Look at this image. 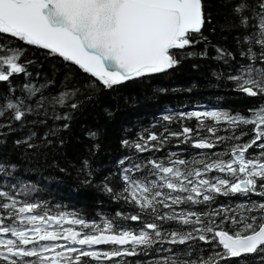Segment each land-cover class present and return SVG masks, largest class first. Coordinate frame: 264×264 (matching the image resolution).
<instances>
[{"label":"snow or ice","instance_id":"1","mask_svg":"<svg viewBox=\"0 0 264 264\" xmlns=\"http://www.w3.org/2000/svg\"><path fill=\"white\" fill-rule=\"evenodd\" d=\"M185 63L223 95L125 130L98 172L81 120ZM28 169L117 210L51 204ZM0 264H264V0H0Z\"/></svg>","mask_w":264,"mask_h":264},{"label":"trees","instance_id":"2","mask_svg":"<svg viewBox=\"0 0 264 264\" xmlns=\"http://www.w3.org/2000/svg\"><path fill=\"white\" fill-rule=\"evenodd\" d=\"M205 66L211 62H204ZM203 76L193 72L188 63L183 68L156 74L149 78L126 83L115 93L104 94L92 111L81 120V124L99 126L103 131L101 146L97 150L93 166L98 172L107 174L117 157V140L125 130L135 131L157 118L160 112L169 109H188L194 104H209L214 97L223 95L215 89L202 87ZM164 89V91H161ZM231 100V97H226ZM22 181L37 183L42 191L34 193L51 204H59L89 217L102 216L105 212L117 210L111 202L93 186L77 183L68 175L53 170H26ZM68 195V202L61 198ZM70 197V198H69ZM129 223H134L129 221Z\"/></svg>","mask_w":264,"mask_h":264},{"label":"rangeland","instance_id":"3","mask_svg":"<svg viewBox=\"0 0 264 264\" xmlns=\"http://www.w3.org/2000/svg\"><path fill=\"white\" fill-rule=\"evenodd\" d=\"M61 198H63L64 201H67V200H68V199H67V198H68V195L65 194V195L62 196ZM69 198H70V197H69ZM67 202H68V201H67Z\"/></svg>","mask_w":264,"mask_h":264}]
</instances>
